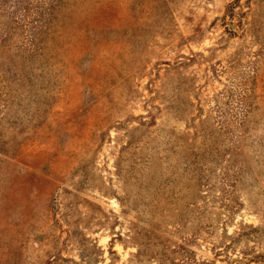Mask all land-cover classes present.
<instances>
[{"label":"rangeland","instance_id":"374dc122","mask_svg":"<svg viewBox=\"0 0 264 264\" xmlns=\"http://www.w3.org/2000/svg\"><path fill=\"white\" fill-rule=\"evenodd\" d=\"M0 264H264V0H0Z\"/></svg>","mask_w":264,"mask_h":264},{"label":"water","instance_id":"95a60500","mask_svg":"<svg viewBox=\"0 0 264 264\" xmlns=\"http://www.w3.org/2000/svg\"><path fill=\"white\" fill-rule=\"evenodd\" d=\"M233 27V26H232Z\"/></svg>","mask_w":264,"mask_h":264}]
</instances>
